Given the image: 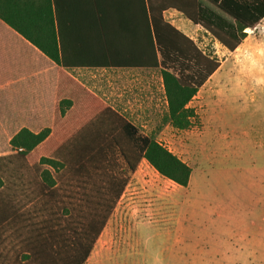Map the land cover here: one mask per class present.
<instances>
[{
	"label": "trees",
	"instance_id": "obj_1",
	"mask_svg": "<svg viewBox=\"0 0 264 264\" xmlns=\"http://www.w3.org/2000/svg\"><path fill=\"white\" fill-rule=\"evenodd\" d=\"M3 2L7 0H0V9ZM48 4L57 26L45 44L16 25H9L63 68L161 69L167 121L178 130L191 128L198 119L189 105L220 67V61L167 22L163 12L177 9L230 52L247 37L246 30L256 28L264 19V0H48ZM64 12H69L73 20L62 22ZM116 12L122 13V21L110 22L109 14ZM0 19L5 20L1 10ZM64 25L69 44L64 40ZM120 37L121 46L134 51L135 56L121 61L109 56L107 61H101L96 51L103 46L111 54ZM68 46L71 52L82 55L68 56ZM66 79L69 82L66 80L61 89L66 96L57 104L65 120L58 117L56 110L53 128L46 127L38 133L22 128L10 139L16 154L0 157V264H86L127 184L114 170L115 153L128 174L146 160L161 176L185 188L189 185L192 168L187 163L155 138L141 134L84 86L69 76ZM47 141L49 148L44 145ZM44 148L54 156H42L39 164L45 167L34 172L32 165L36 161H32ZM106 166L110 172L105 176L102 170ZM69 170L74 171L78 181L97 171H102L104 177L98 201L92 204L94 210L76 223L63 220L55 210L65 193L60 191L61 171ZM25 174L32 177L25 178ZM63 211L65 215L70 213L68 207Z\"/></svg>",
	"mask_w": 264,
	"mask_h": 264
},
{
	"label": "rangeland",
	"instance_id": "obj_2",
	"mask_svg": "<svg viewBox=\"0 0 264 264\" xmlns=\"http://www.w3.org/2000/svg\"><path fill=\"white\" fill-rule=\"evenodd\" d=\"M204 30L200 31L197 44L206 54L216 57L220 67L192 99L189 106L198 119L187 130L175 129L167 121L161 69L120 73L92 69L82 75V86L136 126L141 134L155 138L193 171L185 188L161 176L146 160L128 174L115 153L114 170L127 184L86 264H264L191 261L201 258L196 244L202 245L197 234H192V228L201 222L198 215L210 220L203 211L209 203L215 205L230 192L249 188L264 192V186L252 180L253 176L264 180V19L256 28L246 30L247 37L231 54L220 45L215 46L213 36ZM62 98L59 97L58 105ZM56 110L58 117L65 120L61 107ZM67 112L69 115L71 109ZM1 113L0 107V117ZM34 125L38 131L53 128V120H40ZM12 136L0 129V157L16 154L10 145ZM49 142L44 144L46 148ZM53 154L45 148L39 150L32 161H36L32 165L34 172L45 167L39 164L42 156ZM106 167L102 170L105 176L110 172ZM102 171L81 176L84 180L79 181L73 170L61 171L60 191L65 193L60 205H55L56 214L75 223L84 220L98 201V189L104 181ZM30 207L31 204L25 208ZM64 207L70 209L69 214L65 215ZM176 233L184 234L183 243L175 242ZM216 247L224 251L230 245L221 241Z\"/></svg>",
	"mask_w": 264,
	"mask_h": 264
},
{
	"label": "crops",
	"instance_id": "obj_3",
	"mask_svg": "<svg viewBox=\"0 0 264 264\" xmlns=\"http://www.w3.org/2000/svg\"><path fill=\"white\" fill-rule=\"evenodd\" d=\"M5 3H2L0 9L5 19H0V107L2 112L0 129L6 133L15 135L22 128L38 133L40 131L34 124L40 120H53L59 97L66 96L64 91L61 92L67 80L66 76L82 84V75L92 69L108 73L144 70L136 67H60L22 33L9 25V23L16 25L45 44L50 33L56 30L57 26L54 12L53 16L50 15L48 0H7ZM163 16L167 22L197 44V37L203 30L201 26L193 24L175 8L166 9ZM131 18L135 21V17ZM72 20L69 12L61 15V21L64 23ZM108 20L116 23L122 21V13H110ZM120 38L114 42L111 54H108L101 46L100 51H96V56L101 61H107L109 56L116 61L127 60L128 56L134 57V51L121 46L122 38ZM57 40H59L58 35ZM64 40L67 44L70 43V36L65 25ZM58 45L60 46V43ZM217 45L227 50L215 40V46ZM197 46L205 53L198 44ZM69 49L68 46L67 55L73 56L72 58H77L75 55H82V53L77 55L75 50L71 52ZM235 51L229 52L231 54ZM61 73L64 74L63 77ZM58 88H60L59 91ZM252 180L253 183L264 186V180L260 176H253ZM214 198L218 199L219 196ZM208 205V208L203 211L208 213L210 220H204L198 215L201 222L195 223L192 228V234H197V240L202 243V245L196 244L197 253L201 258H191V261L264 263V192L259 193L252 188L242 192H230L221 198L220 203ZM221 230L224 234L219 233ZM174 235L177 244L184 242V234ZM221 241L228 243L230 248L224 251L218 250L216 245ZM181 261L184 260L181 259Z\"/></svg>",
	"mask_w": 264,
	"mask_h": 264
},
{
	"label": "built area",
	"instance_id": "obj_4",
	"mask_svg": "<svg viewBox=\"0 0 264 264\" xmlns=\"http://www.w3.org/2000/svg\"><path fill=\"white\" fill-rule=\"evenodd\" d=\"M22 149H19V151H21Z\"/></svg>",
	"mask_w": 264,
	"mask_h": 264
}]
</instances>
